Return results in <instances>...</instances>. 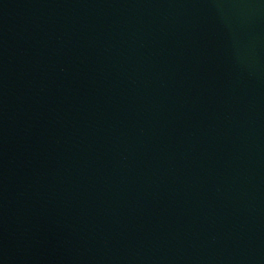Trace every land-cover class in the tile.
Returning <instances> with one entry per match:
<instances>
[{
    "label": "water",
    "instance_id": "obj_1",
    "mask_svg": "<svg viewBox=\"0 0 264 264\" xmlns=\"http://www.w3.org/2000/svg\"><path fill=\"white\" fill-rule=\"evenodd\" d=\"M0 264H264V0H0Z\"/></svg>",
    "mask_w": 264,
    "mask_h": 264
}]
</instances>
